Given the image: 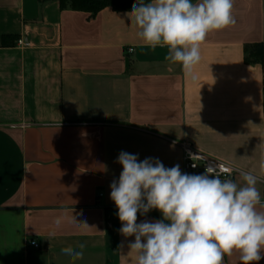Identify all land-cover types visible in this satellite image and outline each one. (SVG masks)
<instances>
[{"label": "crops", "instance_id": "crops-1", "mask_svg": "<svg viewBox=\"0 0 264 264\" xmlns=\"http://www.w3.org/2000/svg\"><path fill=\"white\" fill-rule=\"evenodd\" d=\"M232 15L200 45L193 81L166 47L143 42L131 11L0 0V264H137L110 199L121 151L183 173L188 144L231 165L238 185L256 175L264 205V65L245 62L246 47L264 44V0H233ZM79 243L82 259L62 253Z\"/></svg>", "mask_w": 264, "mask_h": 264}, {"label": "clouds", "instance_id": "clouds-1", "mask_svg": "<svg viewBox=\"0 0 264 264\" xmlns=\"http://www.w3.org/2000/svg\"><path fill=\"white\" fill-rule=\"evenodd\" d=\"M232 8L233 0H149L134 3L131 14L143 42L152 48L166 47L165 60L179 63L195 81L200 45L210 32L236 23ZM117 162L123 170L110 184V199L118 209L120 233L135 238L128 248L136 252L137 264H223L234 251L242 264L262 259L264 211L257 206L264 205L256 175L242 172L241 186L219 163H208L203 174H188L178 164L166 168L158 158L139 161L138 154L124 151ZM260 169L264 171V159ZM225 173L228 178L222 179ZM152 209L159 210L163 219L137 223L138 213L146 215ZM55 223L59 225L60 219ZM85 247L79 243V251L72 246L61 251L78 260Z\"/></svg>", "mask_w": 264, "mask_h": 264}, {"label": "trees", "instance_id": "trees-1", "mask_svg": "<svg viewBox=\"0 0 264 264\" xmlns=\"http://www.w3.org/2000/svg\"><path fill=\"white\" fill-rule=\"evenodd\" d=\"M41 3L57 2L61 10L89 13L93 16L106 8L115 11H131L134 3H148L149 0H39ZM246 64L264 65V44L248 46L245 49Z\"/></svg>", "mask_w": 264, "mask_h": 264}, {"label": "built area", "instance_id": "built-area-1", "mask_svg": "<svg viewBox=\"0 0 264 264\" xmlns=\"http://www.w3.org/2000/svg\"><path fill=\"white\" fill-rule=\"evenodd\" d=\"M17 46L21 49H30L32 48V44L20 39L17 41ZM134 52L133 48H130L128 50L129 54H132ZM183 150V157H182V162H183V173H188V174H203L205 172V168L207 164L209 163L210 165H215L216 163H219L221 165H224L227 167L230 172L231 176L230 178L235 182V175H236V170L229 164L218 160L214 158H210L200 152L195 151L190 145L188 144H183L182 146ZM189 152L192 153V157L189 156ZM222 179L228 178L227 173L223 174ZM103 195L99 194V198H102ZM29 245L35 249H39L40 246L35 243V242H29Z\"/></svg>", "mask_w": 264, "mask_h": 264}]
</instances>
